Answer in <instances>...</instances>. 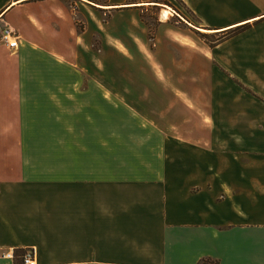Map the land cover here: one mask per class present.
<instances>
[{"label": "crops", "instance_id": "crops-1", "mask_svg": "<svg viewBox=\"0 0 264 264\" xmlns=\"http://www.w3.org/2000/svg\"><path fill=\"white\" fill-rule=\"evenodd\" d=\"M177 1L223 39L194 38L180 16L177 70L164 65L171 77L154 86L179 124L151 131L146 160L124 162L108 160L100 124L87 125L95 115H76L71 55L38 34L39 6L81 2L0 0V31L19 37L13 52L0 42V264L29 251L36 264H264V0ZM94 86L105 105L106 86Z\"/></svg>", "mask_w": 264, "mask_h": 264}, {"label": "rangeland", "instance_id": "rangeland-1", "mask_svg": "<svg viewBox=\"0 0 264 264\" xmlns=\"http://www.w3.org/2000/svg\"><path fill=\"white\" fill-rule=\"evenodd\" d=\"M79 1L81 4L67 5L59 11L58 8L39 6L38 34L53 41L54 48L71 55L69 65L74 64L76 115L88 112L93 115L92 119L96 116V126L94 122L87 125L91 123L97 130L100 124L101 135H106L108 160L112 161L115 152L118 161H144L147 146L158 141L151 131L179 124L180 108L177 105L164 106L163 94L154 89L155 85L171 77L164 78V65L177 70L173 62H177L180 53L170 44L171 29L178 25V21L182 22L181 16L199 28L192 31L194 38L209 46L217 38L204 36L206 30L194 22L177 0H156L158 4L134 11L125 9L135 7L137 0H125V6L112 0ZM98 4L104 7L96 6ZM160 20L167 25L160 26ZM175 73L174 80H178L179 75ZM70 75L69 68V81ZM98 83L106 86L105 105L102 96L93 89ZM85 87L86 91L80 90ZM100 97L101 105L98 106ZM139 115L153 121L147 122ZM188 126L197 127L194 122H189ZM86 139L89 143L94 141L90 137ZM67 143L66 137L38 138V147H66ZM56 156L65 160L66 154H38V159Z\"/></svg>", "mask_w": 264, "mask_h": 264}, {"label": "built area", "instance_id": "built-area-1", "mask_svg": "<svg viewBox=\"0 0 264 264\" xmlns=\"http://www.w3.org/2000/svg\"><path fill=\"white\" fill-rule=\"evenodd\" d=\"M18 35L10 27H5L0 31V42H2L11 52L18 47ZM10 256V255H9ZM24 264H36L34 260V253L29 251L23 255Z\"/></svg>", "mask_w": 264, "mask_h": 264}, {"label": "trees", "instance_id": "trees-1", "mask_svg": "<svg viewBox=\"0 0 264 264\" xmlns=\"http://www.w3.org/2000/svg\"><path fill=\"white\" fill-rule=\"evenodd\" d=\"M228 35H230V33H227V34H225L224 36H228ZM224 36H223V37H224ZM222 39H223V38H221V37L218 38V39H216V40L214 41V44L217 43V42H219V41H221ZM205 263H206V261H203L201 264H205Z\"/></svg>", "mask_w": 264, "mask_h": 264}]
</instances>
